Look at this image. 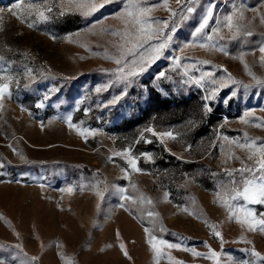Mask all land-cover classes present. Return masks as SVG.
I'll return each instance as SVG.
<instances>
[{
	"label": "rangeland",
	"instance_id": "rangeland-1",
	"mask_svg": "<svg viewBox=\"0 0 264 264\" xmlns=\"http://www.w3.org/2000/svg\"><path fill=\"white\" fill-rule=\"evenodd\" d=\"M15 2L0 0V74L14 78L12 95L4 99L0 111V259L5 264H65L58 254L62 253L72 264H171L170 254L183 264H212L189 251L166 247V255L155 258L147 242L155 235L201 253L208 251L206 242L219 252L221 242L210 234L209 225H216L222 233L221 259L225 264L229 257L233 261L248 258L243 249L255 247L264 254V234L249 232L230 221L226 209L214 202L218 185L228 181L223 170L240 168L241 160L247 162V152L232 141L245 143L244 133L264 139V128L256 126L264 122V83H257L238 58L243 53L249 70L264 81L258 50L264 44V24L260 22L264 0H187L181 5L168 0L169 8L177 10L169 24L177 30L160 59L130 83L118 80V66L104 58L105 51L117 55V45L123 42L119 35L111 34L123 31L122 21L115 18L124 8L123 0H95L103 7L89 16L78 11L61 16L59 5L66 0H50L56 5L50 20L32 28L8 12ZM210 4L214 5L213 17L205 35L212 34L217 20L238 9L251 21L252 36L228 40L224 29L225 39L214 41L227 55L198 46L184 47L193 41L192 32ZM3 5L8 8L4 10ZM161 5L162 0H146L145 6L153 7L154 17L168 19L169 12ZM188 7L194 9L191 14ZM177 56L211 63L189 68L186 74L184 65L194 60L181 59L177 66ZM27 69H32L30 76ZM209 71L226 86L221 88L208 79L193 82ZM161 72L165 76L158 79ZM228 74L239 83H228ZM214 88H219L214 99L205 100ZM117 96L121 98L110 103ZM206 103L210 112L205 110ZM40 104L43 107H38ZM146 109L152 122L148 128L176 134L175 140L164 139L163 143L155 136L186 165L158 170L151 152L133 151L131 136L116 141L114 127ZM245 113L252 115L246 117ZM68 115L73 124L95 133L85 140L69 128L64 119ZM125 148L138 158L140 172L129 168L126 157L112 155ZM122 169L127 170L128 178ZM93 185L107 188L102 201ZM69 186L74 189L71 193L62 191ZM116 188L127 189L131 195L143 193L154 203L121 201ZM165 192L169 193L166 199ZM121 203L128 210L121 208ZM249 207L264 213V205ZM148 210L158 217H147ZM31 257L38 259L31 261Z\"/></svg>",
	"mask_w": 264,
	"mask_h": 264
},
{
	"label": "snow or ice",
	"instance_id": "snow-or-ice-1",
	"mask_svg": "<svg viewBox=\"0 0 264 264\" xmlns=\"http://www.w3.org/2000/svg\"><path fill=\"white\" fill-rule=\"evenodd\" d=\"M112 0H103V3H110ZM187 2V0H176L177 5ZM124 8L121 13L117 14L115 17L123 23L122 33L119 31L113 30L111 34L113 36L119 35L123 41L121 44L117 45V55H109L105 51L104 58L113 60L114 63L118 66L115 69L117 79L121 81L131 82L132 77H136L141 73L147 71L148 67L151 66L156 60L164 54V50L169 47V43L172 39V33L176 32V27L171 26L169 21L175 17L177 10L169 8L168 0H162V7L169 12L168 19L161 20L160 18L154 17L152 15L153 7L145 6L146 0H123ZM54 5L50 0H16L15 4L12 5L8 12L16 17L21 23H26L29 28L34 27L37 23L48 22L51 18V14L54 11ZM59 15L63 16L66 13L78 11L84 16H89L92 13L96 12L99 7H103V4L95 3V0H66V3L62 2L60 5ZM213 7L214 5L210 4L206 10L205 14L201 18V22L198 27L192 32L193 41L185 44L187 47H200L209 51H219L227 55L225 48L218 46L214 41L217 39L223 40L225 37L222 35L224 29H227L228 40H236L241 36L250 37L254 33L249 28L251 21H246L244 13L242 10H235L233 13L223 17L222 20H217V27L212 28L211 35H205V29L209 25V21L213 17ZM187 13L191 14L194 9L192 7L187 8ZM186 18L182 16V19ZM3 17L0 16V22H2ZM31 20V22H28ZM260 22L264 24V16L260 18ZM68 39V37H66ZM260 61L264 63V44L259 46ZM147 53V54H146ZM243 53L238 57L241 60V63L244 65L245 70L250 76H253V79L257 83H264L254 76V74L249 70L248 64L243 59ZM129 57L131 59H129ZM83 58V57H82ZM3 59V57H0ZM181 59H190L194 60V63L184 65L185 73L189 68H195L199 64H209L211 63L208 60H198L192 57H174L175 64L179 66ZM222 68V66H220ZM223 71L227 72L226 69ZM32 69H27V75H31ZM44 73H42L43 75ZM165 73H159L158 79L164 77ZM214 73L204 72L199 79L194 80L196 84H200L201 81L208 79L212 84H218L219 86L225 87V83H220L216 79H213ZM13 77L10 75L0 74V111L3 110V101L5 98L11 97V84L13 83ZM224 78L222 77L221 80ZM228 83H239L236 81L231 74L227 76ZM97 92L101 91L100 88L96 89ZM219 91V88H214L212 93L205 97V100L210 101L214 99L216 93ZM121 97H115L110 103H116ZM38 107H43V104L38 105ZM205 110L211 111V108L206 103ZM24 110V109H22ZM251 113H245V116H251ZM55 119V118H54ZM65 122L68 124L70 129H76L78 134L87 140L88 135L95 133V130L80 128L77 125L71 122V115L64 117ZM52 121H49L51 123ZM244 123H248L247 119L243 120ZM257 127L264 128V122H260L256 125ZM43 128V125H41ZM147 132H152L154 135H158L161 138L163 143L164 139L175 140L176 134L172 131H165L161 133H155L152 128H147ZM245 143H240L236 140H233L232 143L235 144L241 150L247 152L246 160H241L242 166L237 169H224L228 177V181L222 182L218 185V191L215 193L216 199L215 203H219L226 209L228 219L235 220L243 229H246L249 232H260L264 234V213H257L249 205H264V139L261 138H252L249 137L247 133H244ZM227 139V137H225ZM259 141V143H258ZM149 142L150 141H145ZM11 147V145H10ZM191 146L189 145V148ZM167 150V149H166ZM188 150V149H186ZM15 151V149H13ZM130 148H125L122 152H114L113 156H124L127 158V163L129 168L133 172H140L141 169L137 166V157H133L131 154ZM147 159H152L151 155L145 154ZM231 158V157H230ZM240 159V157H235ZM111 160L112 157L110 156ZM124 172L125 178H128L127 170L122 169ZM213 176L217 175L216 173L212 174ZM84 185L80 186V189H84ZM95 191L97 197L102 201L107 191V188L99 189L98 186H91ZM115 187V186H113ZM131 187L136 192H139V189L135 184H132ZM73 187L69 186L62 191H67L71 193ZM116 191L120 193L121 201H130L132 204L136 205H152L154 202L150 197L145 196L143 193L139 195H131L127 192V189L116 188ZM169 193H164V198L168 197ZM121 208H125V204H120ZM99 208V204L97 205ZM125 210H128L125 208ZM187 211V209H184ZM193 214L194 213H190ZM145 215L150 218L158 217V213L148 210L145 212ZM2 219V216H0ZM207 223V222H205ZM211 229V235L220 240L221 242V251H216L207 245L208 251L206 253L197 252L195 248L182 247L180 243H170L163 239L156 237L155 235H150L149 229L145 228L146 235H150L148 239V244L150 245L151 250L155 254V258L166 255L163 249L166 247L168 249H178L189 251L193 256H202L212 261V264H225L221 259L223 254V236L220 231L217 230L216 225H209ZM164 231L163 228L160 229ZM118 235V234H117ZM183 239V238H182ZM243 240V237L241 238ZM248 244H251V241H245ZM14 247L21 248V245H15ZM57 247H61L57 245ZM120 248L123 251L125 257H128V252L125 249L123 244H120ZM248 254V258L242 259L239 261H233L229 257V264H264V254H261L251 247L248 249H243ZM61 257V260L65 264H72L69 258L63 256L62 253H58ZM130 259V257H128ZM167 258L171 264H183L182 261L172 257L170 254H167ZM37 257H31V261L37 260ZM0 264H5L3 259H0ZM28 264V262H25Z\"/></svg>",
	"mask_w": 264,
	"mask_h": 264
},
{
	"label": "trees",
	"instance_id": "trees-1",
	"mask_svg": "<svg viewBox=\"0 0 264 264\" xmlns=\"http://www.w3.org/2000/svg\"><path fill=\"white\" fill-rule=\"evenodd\" d=\"M169 108L173 109L174 107ZM149 112L150 110L146 109L141 115L132 116L118 123L114 127L116 130V141H119V139L123 138L124 136H131L129 144L133 148V151L135 153L151 152L155 158L154 165L157 166L158 170L172 169L175 166L186 165L187 162L169 153L157 140L154 134H149L145 131L141 134V136H139L143 129L148 128L152 124L151 120H149ZM208 117L215 118L213 114H209ZM145 141H150V143ZM155 143H157V146ZM142 167L149 168L148 165L146 166L143 164Z\"/></svg>",
	"mask_w": 264,
	"mask_h": 264
},
{
	"label": "built area",
	"instance_id": "built-area-1",
	"mask_svg": "<svg viewBox=\"0 0 264 264\" xmlns=\"http://www.w3.org/2000/svg\"><path fill=\"white\" fill-rule=\"evenodd\" d=\"M8 8V6L7 5H3V9L5 10V9H7Z\"/></svg>",
	"mask_w": 264,
	"mask_h": 264
}]
</instances>
